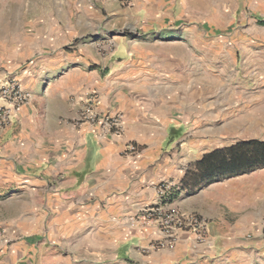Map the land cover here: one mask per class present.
<instances>
[{
  "label": "crops",
  "instance_id": "crops-1",
  "mask_svg": "<svg viewBox=\"0 0 264 264\" xmlns=\"http://www.w3.org/2000/svg\"><path fill=\"white\" fill-rule=\"evenodd\" d=\"M195 1L213 4L233 25L180 24L179 11H195ZM211 2H119L130 35L92 33L59 62L47 53L29 86L17 84L27 102L15 109L0 101L9 114L0 123V264H264V165L208 185L195 177L176 184L205 155L264 143L254 105L220 115L211 130L210 89L195 86L188 69L231 56L259 62L264 0ZM195 107L203 111L202 134H181ZM90 112L121 113L124 139L102 136L99 120L81 124ZM211 131L222 135L211 140ZM124 142L146 146L125 154ZM168 186L167 205L204 223L203 240L187 232L170 239L143 222V208ZM168 241L171 249L158 247Z\"/></svg>",
  "mask_w": 264,
  "mask_h": 264
},
{
  "label": "rangeland",
  "instance_id": "rangeland-1",
  "mask_svg": "<svg viewBox=\"0 0 264 264\" xmlns=\"http://www.w3.org/2000/svg\"><path fill=\"white\" fill-rule=\"evenodd\" d=\"M119 2L121 0H117V3L114 0H107V3L105 0H0V86L11 82L20 84L21 87L29 86L31 78L28 74L31 70L46 66L44 62L49 56L47 53H50L49 57L52 59L57 56L59 62V56L74 50L75 43L84 41L92 33L100 36L103 33L107 38L130 35L129 29L124 28L128 23H125L122 16H117L115 11ZM194 4L195 11H179L180 24L191 27L209 25L207 23L212 27L233 25V19L230 18L227 22L221 18L213 4L209 7L201 2L195 1ZM206 11L211 13L210 22L207 21ZM73 27L76 28L74 32L71 30ZM111 30L113 36H109L108 31ZM214 35L219 37L218 33ZM103 51L99 49L102 54L105 53ZM260 59L257 63H249L231 56L215 58L211 60L209 67H206L207 63L197 61L189 64L188 69L194 76L195 86L210 89L211 130L215 127L214 122L221 120L220 115L235 116L242 110L253 108L250 105L255 107L258 129H264V56ZM62 69V66H58V70ZM160 83L163 81L160 80ZM160 97L167 98L164 95ZM194 98L199 99L200 103L202 95ZM240 107L244 109L241 110ZM118 114L122 116L121 113ZM202 114L200 107L196 108L189 117L190 125L182 127L181 134L201 135ZM123 131L124 127L119 139H124ZM210 135L211 140H217L222 134L211 131ZM145 146L143 143L124 142L122 152L135 154ZM180 146L179 144V150ZM127 147H133L134 151L129 152ZM186 172L187 170L183 171L181 180L176 183L181 187ZM163 183L164 181L157 185Z\"/></svg>",
  "mask_w": 264,
  "mask_h": 264
},
{
  "label": "built area",
  "instance_id": "built-area-1",
  "mask_svg": "<svg viewBox=\"0 0 264 264\" xmlns=\"http://www.w3.org/2000/svg\"><path fill=\"white\" fill-rule=\"evenodd\" d=\"M131 0H121L124 6L130 5ZM0 101L8 103L13 108H19L27 102V96L20 90L17 84L11 82L5 86H0ZM0 108V123L8 119V112ZM100 121V131L102 136H109L114 139L121 137L122 118L120 114L114 112L101 116L97 113H88L79 118L81 124H95ZM133 152V147L126 148ZM172 186L160 188L156 201L143 208V222L150 227L156 228L170 239L176 238L178 232H187L195 237L198 241L203 240L206 233V225L198 220L195 216H181L174 213L167 205L168 199L172 196ZM261 235L264 238V223L261 227ZM158 247H173V241L166 243L159 242Z\"/></svg>",
  "mask_w": 264,
  "mask_h": 264
},
{
  "label": "trees",
  "instance_id": "trees-1",
  "mask_svg": "<svg viewBox=\"0 0 264 264\" xmlns=\"http://www.w3.org/2000/svg\"><path fill=\"white\" fill-rule=\"evenodd\" d=\"M258 165H264V143L258 141L236 143L229 148L205 155L195 164L193 170H187L181 181L182 187H187L190 181L196 178H202L208 185L222 176L229 177Z\"/></svg>",
  "mask_w": 264,
  "mask_h": 264
}]
</instances>
